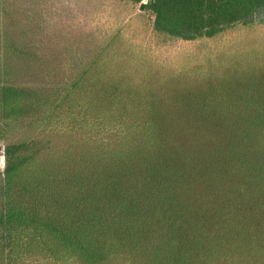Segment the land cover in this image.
<instances>
[{"label":"rangeland","instance_id":"rangeland-1","mask_svg":"<svg viewBox=\"0 0 264 264\" xmlns=\"http://www.w3.org/2000/svg\"><path fill=\"white\" fill-rule=\"evenodd\" d=\"M16 1L33 22L37 46L45 41L48 62L37 79L69 85L82 76L61 119L26 136L51 155L79 143L93 158L106 139L88 127L97 118L153 119L177 150L179 167L189 169L190 180L180 181V227H123L108 241L105 264H264V114L249 98L264 109V9L214 37L184 40L155 30V16L140 9L148 0ZM85 154L66 165L85 168ZM4 167L0 151V172ZM214 227L225 234L223 247L196 242ZM165 240L178 245L153 261L148 249Z\"/></svg>","mask_w":264,"mask_h":264},{"label":"trees","instance_id":"trees-1","mask_svg":"<svg viewBox=\"0 0 264 264\" xmlns=\"http://www.w3.org/2000/svg\"><path fill=\"white\" fill-rule=\"evenodd\" d=\"M18 7L16 0H0V133L5 142L0 147L5 159L0 172V264H105L108 241L121 236L123 227H180V181L190 180V172L179 167L177 150L167 145L155 120L97 118L88 127L97 128L106 139L100 149L91 148L93 158L79 143L51 155L26 136L35 127L61 119L63 105L80 89L82 76L69 85L37 79L48 62L45 41L37 46L33 22ZM140 9L155 16L157 32L195 40L247 23L264 9V0H148ZM76 54L73 63L80 61ZM259 91L264 93V87ZM249 98L264 114L257 98ZM263 98L259 95L261 102ZM111 133L116 134L115 142ZM81 154L85 168L74 171L66 165ZM47 184L58 190L48 195ZM226 216L218 226L227 222ZM214 229L194 237L196 242L214 241L223 247L225 234L220 227ZM162 242L163 247L155 241L148 249L153 261L163 253L172 255L178 245L174 240Z\"/></svg>","mask_w":264,"mask_h":264},{"label":"water","instance_id":"water-1","mask_svg":"<svg viewBox=\"0 0 264 264\" xmlns=\"http://www.w3.org/2000/svg\"><path fill=\"white\" fill-rule=\"evenodd\" d=\"M0 150H1V148H0Z\"/></svg>","mask_w":264,"mask_h":264}]
</instances>
